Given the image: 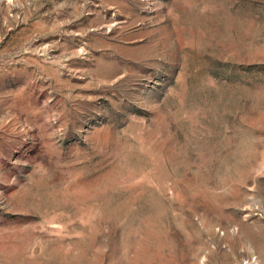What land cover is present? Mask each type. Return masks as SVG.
<instances>
[{"label":"rangeland","instance_id":"obj_1","mask_svg":"<svg viewBox=\"0 0 264 264\" xmlns=\"http://www.w3.org/2000/svg\"><path fill=\"white\" fill-rule=\"evenodd\" d=\"M0 264H264V0H0Z\"/></svg>","mask_w":264,"mask_h":264}]
</instances>
